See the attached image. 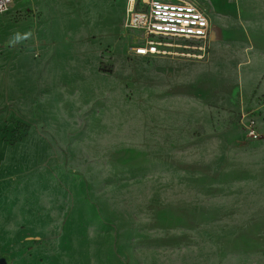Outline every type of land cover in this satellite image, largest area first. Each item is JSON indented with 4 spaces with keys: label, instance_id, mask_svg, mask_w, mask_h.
Wrapping results in <instances>:
<instances>
[{
    "label": "rangeland",
    "instance_id": "rangeland-1",
    "mask_svg": "<svg viewBox=\"0 0 264 264\" xmlns=\"http://www.w3.org/2000/svg\"><path fill=\"white\" fill-rule=\"evenodd\" d=\"M123 1V10V2L108 10L122 11L99 38V70L65 75L38 90L23 84L22 91L0 70V206L17 222L12 234L0 235V258L36 264H262L264 236L256 232L264 220L240 218L255 204L224 185L218 165L198 163L190 145H171L177 133L193 131L177 129L168 113L178 107L175 99L159 97L174 75L147 70L159 65L130 53L144 36L125 26L129 0ZM195 1L216 25L212 7L226 13L238 3ZM154 38L184 46L170 48L167 57L201 59L209 51L192 49L197 40ZM107 54L109 71L100 66ZM243 108L212 112L218 122Z\"/></svg>",
    "mask_w": 264,
    "mask_h": 264
},
{
    "label": "crops",
    "instance_id": "crops-1",
    "mask_svg": "<svg viewBox=\"0 0 264 264\" xmlns=\"http://www.w3.org/2000/svg\"><path fill=\"white\" fill-rule=\"evenodd\" d=\"M121 2L123 10L127 6L123 0H13L9 11L0 14V70L21 91L25 84L38 90L65 75L99 70V38L111 30L122 11L118 15L108 10L118 9ZM212 9L219 24L210 17L211 41L205 58L152 55L149 59L159 67L147 70L174 75L160 87L159 97L174 98L178 107L168 113L174 115L177 129L193 131L185 136L177 133L171 145H190L198 163L222 168L224 185L255 204L251 207L255 211L240 218L258 223L264 220V104L259 116L261 138L253 141H247L230 118L215 121L212 108L238 111L257 105L264 96V0H238L226 13ZM107 12L113 17L107 18ZM17 32L32 35L9 46L7 41ZM7 213L9 208L0 206V235L12 234L17 225L15 217H5ZM257 227L256 233L264 236V222ZM261 253L264 256V248ZM6 264L36 263L18 258Z\"/></svg>",
    "mask_w": 264,
    "mask_h": 264
},
{
    "label": "built area",
    "instance_id": "built-area-1",
    "mask_svg": "<svg viewBox=\"0 0 264 264\" xmlns=\"http://www.w3.org/2000/svg\"><path fill=\"white\" fill-rule=\"evenodd\" d=\"M13 0H0V14L9 11ZM127 28L142 32L144 41L130 47V53L138 56H164L171 48L154 37H171L200 42L194 50L204 51L211 41L212 25L206 9L195 0H132L124 18ZM107 51H110L108 48ZM108 62H101L102 70H112L111 54H107ZM260 105L256 109H244L232 120L244 132L247 141L261 138L258 112L264 104V98H259Z\"/></svg>",
    "mask_w": 264,
    "mask_h": 264
},
{
    "label": "clouds",
    "instance_id": "clouds-1",
    "mask_svg": "<svg viewBox=\"0 0 264 264\" xmlns=\"http://www.w3.org/2000/svg\"><path fill=\"white\" fill-rule=\"evenodd\" d=\"M31 35H32V33L21 34V33L17 32L7 41V44L9 46H13L14 47L17 44L22 43L24 40H26Z\"/></svg>",
    "mask_w": 264,
    "mask_h": 264
},
{
    "label": "bare ground",
    "instance_id": "bare-ground-1",
    "mask_svg": "<svg viewBox=\"0 0 264 264\" xmlns=\"http://www.w3.org/2000/svg\"><path fill=\"white\" fill-rule=\"evenodd\" d=\"M132 4V0H129V3H128V8L129 6ZM203 5V4H202ZM207 9V8H206ZM166 46H169L171 48H183L184 46L181 45V44H174V43H170V42H163ZM186 48H190L188 46H185ZM173 53V52H172ZM176 53V52H175ZM190 55V53H188Z\"/></svg>",
    "mask_w": 264,
    "mask_h": 264
},
{
    "label": "water",
    "instance_id": "water-1",
    "mask_svg": "<svg viewBox=\"0 0 264 264\" xmlns=\"http://www.w3.org/2000/svg\"><path fill=\"white\" fill-rule=\"evenodd\" d=\"M0 264H6V259L3 258V257H1V258H0Z\"/></svg>",
    "mask_w": 264,
    "mask_h": 264
}]
</instances>
